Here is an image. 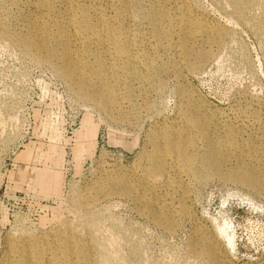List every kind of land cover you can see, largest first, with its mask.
<instances>
[{
	"label": "rangeland",
	"instance_id": "obj_1",
	"mask_svg": "<svg viewBox=\"0 0 264 264\" xmlns=\"http://www.w3.org/2000/svg\"><path fill=\"white\" fill-rule=\"evenodd\" d=\"M48 1L52 9L42 12L52 20L68 8L109 17L121 11L134 45L146 38L149 53L158 49L149 10L163 5L181 18L185 5L211 34H224L210 61L182 71L183 82L225 117L264 115V0H232L236 8L231 0ZM34 10L30 0H0V260L7 243L21 235H59L71 223L84 240L87 232L93 236L97 264H209L189 249L198 228L219 242L230 264L264 263V196L257 190L185 176L192 216L177 220L171 231L117 191L114 182L141 174L153 122L175 118L173 64L161 61L165 86L146 98L156 107L153 116L142 110V97L137 118L126 120L118 109L106 113L70 88L54 59L40 61L19 42ZM121 61L115 64L125 70L128 64ZM173 196L165 199L171 208L178 206Z\"/></svg>",
	"mask_w": 264,
	"mask_h": 264
},
{
	"label": "bare ground",
	"instance_id": "obj_2",
	"mask_svg": "<svg viewBox=\"0 0 264 264\" xmlns=\"http://www.w3.org/2000/svg\"><path fill=\"white\" fill-rule=\"evenodd\" d=\"M30 3L36 8L33 22L23 30L19 42L40 61L54 59L55 69L70 88L106 113L118 109L126 120L137 118L141 108L137 99L142 97V110L153 116L156 107L146 98L165 86L166 71L161 61L166 58L175 67V118L170 122H153L147 138L150 153L141 174L131 173L125 181L114 182L119 185L117 191L131 198L142 214L168 231L175 228L180 218L191 217L185 176L217 177L264 196V115L258 117L242 111L232 118L225 117L227 114L209 109L193 88L183 82V70L204 66L213 58L223 30L211 34L208 25L195 18L185 5L179 8L181 18L172 16L163 5L152 8L146 17L158 49L149 53L146 49L150 42L146 38L134 45L132 34L123 28L121 11L109 17L68 8L58 20H52L42 12L52 9L48 0ZM231 3L238 6L232 0ZM117 60H123L121 63L126 62L128 67L123 70L116 66ZM255 120L256 129L250 125ZM78 151L82 149L77 150V155ZM43 154L41 151L38 155ZM169 195L178 197L177 207L167 206L165 199ZM70 224L64 225L65 230L59 235H21L12 244L8 242L0 264H97L93 236L87 232L89 238L84 240L83 234ZM220 231L223 233L224 227ZM230 243L228 238L227 244ZM189 249L209 264H230L226 250L201 228L195 231Z\"/></svg>",
	"mask_w": 264,
	"mask_h": 264
}]
</instances>
